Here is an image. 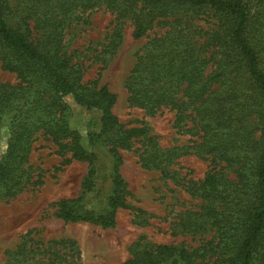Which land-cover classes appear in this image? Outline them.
<instances>
[{"label": "trees", "instance_id": "obj_1", "mask_svg": "<svg viewBox=\"0 0 264 264\" xmlns=\"http://www.w3.org/2000/svg\"><path fill=\"white\" fill-rule=\"evenodd\" d=\"M102 5L117 22L130 19L136 38L155 25H168L138 51L125 80L128 103L151 115L170 108L175 126L198 136L193 145L161 149L146 125L120 121L113 109L117 94L107 84L83 81L82 65L66 48L65 17ZM201 10L213 11L217 28L208 31L196 23ZM121 37L118 22L109 52ZM0 63L19 79L16 84L0 79V111L12 112L11 136L0 156V200L41 181H32L36 169L30 163L38 133L55 143L62 165L74 159L88 162L82 188L91 187L100 156L70 125L64 96L72 95L98 113L87 123L89 144L109 146L113 190L105 212L83 209L80 196L58 200L59 217L113 227L119 208L137 209L125 200L119 152L134 140L143 142L142 165L164 175L179 154L192 148L224 166L188 185L201 204L182 213L177 225L185 233L213 235L193 248L142 239L120 264H264V0H0ZM31 240L27 233L5 264H32V253L38 255L33 264H60L66 247L76 256L72 241L44 242L35 252Z\"/></svg>", "mask_w": 264, "mask_h": 264}, {"label": "rangeland", "instance_id": "obj_2", "mask_svg": "<svg viewBox=\"0 0 264 264\" xmlns=\"http://www.w3.org/2000/svg\"><path fill=\"white\" fill-rule=\"evenodd\" d=\"M115 16L102 5L87 11L78 10L65 17L66 48L72 60L82 65L83 81L89 83L99 79L101 84H107L117 94L113 109L120 121L129 126L146 125L161 149L193 145L198 136L178 129L174 124L175 112L170 108L164 107L151 115L128 103L125 80L137 62L138 51L152 38L162 35L168 25H155L146 35L136 38L132 21L121 19L118 22H122V37L111 53L107 45L118 23ZM195 17L203 29L217 28L213 11L201 10ZM0 79L12 84L19 82L15 73L2 69L1 63ZM64 100L70 106V125L80 131L83 144L100 156L97 175L91 187L84 190L82 183L88 172V162L74 159L62 165L64 158L57 153L55 143L45 134L38 133L30 163L36 169L32 181L38 178L41 181L29 184L13 198L0 200V264L6 263L8 252L16 250L27 233L34 238L30 245L35 252L44 242H74L76 256H70L73 254L70 247L62 248L67 255L60 264L73 261L76 264H120L132 257V244L142 239L154 244L193 248L202 243V237L211 238L212 233L200 236L182 232L177 222L182 213L198 210L201 204V199L192 196L188 185L201 183L209 172L221 169L224 164L188 148L169 165L170 176L164 175L160 170L142 165L140 155L144 146L141 138L134 140L130 148H119L123 157L120 171L127 183L125 200L137 209L119 208L113 227L83 220L65 221L59 217L56 202L80 196L83 199L79 205L83 209L105 212L113 190V157L109 146L92 147L89 144L87 123L98 115L97 111L80 106L72 95H65ZM11 113L0 111V156L7 150L11 136ZM225 171L234 177L233 172ZM37 257L29 254V258L34 259L32 264L36 263Z\"/></svg>", "mask_w": 264, "mask_h": 264}]
</instances>
